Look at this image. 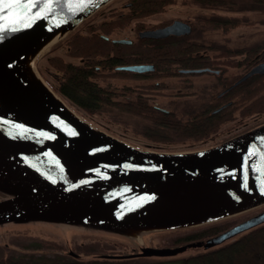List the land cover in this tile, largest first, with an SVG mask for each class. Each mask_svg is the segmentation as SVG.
Masks as SVG:
<instances>
[{
    "label": "water",
    "instance_id": "obj_1",
    "mask_svg": "<svg viewBox=\"0 0 264 264\" xmlns=\"http://www.w3.org/2000/svg\"><path fill=\"white\" fill-rule=\"evenodd\" d=\"M110 1L0 0V166L20 165L16 168L18 173L0 177V191L4 194H0V226L19 223H48L60 229L75 226L117 232L138 243L135 231L143 240V234L148 231L196 226L263 204L264 200L194 223L134 230L115 224L114 219L120 218L117 215L130 212H160V216L170 212V216L193 218L259 199L260 192L264 191V133L232 140L263 127L264 123L214 146L157 151L130 144L86 120L41 75L72 113L45 87L39 86L37 90L23 81L24 72L16 60L27 46L44 45L49 40L46 32L64 24L67 31L39 54L44 55ZM191 31L189 22L175 19L166 26L140 31L139 35L158 38ZM113 40L131 42L127 38ZM36 61L37 58L35 64ZM119 68L143 72L153 69L154 65L132 64ZM255 73H264V62L229 88ZM11 155L25 163L12 161ZM98 212L109 214L107 217L112 220L84 216ZM263 222L264 209L206 239L174 246L143 244L133 253L103 256H173L201 247L207 249ZM70 252L79 255L72 249Z\"/></svg>",
    "mask_w": 264,
    "mask_h": 264
},
{
    "label": "trees",
    "instance_id": "obj_2",
    "mask_svg": "<svg viewBox=\"0 0 264 264\" xmlns=\"http://www.w3.org/2000/svg\"><path fill=\"white\" fill-rule=\"evenodd\" d=\"M128 1L131 3L127 4L124 8L125 11L120 14L109 12H102V14L100 11L99 13L104 18L103 21H96L100 15L95 16L96 11L91 19H85L74 30L55 43L50 51L45 54L48 55V68L53 70L52 74L56 79L55 86L46 81L72 109L94 124L95 122L91 120L90 115H107L115 109L141 116L149 120V123L144 124L137 133L144 136L147 139L146 142L149 143L180 145L187 141L197 144L203 142L201 145L182 149H160L153 144H148V148L158 151L194 150L214 146L264 123L263 118L250 126H245L237 133L232 131L219 139L207 142L208 139H212L213 136L221 133L228 123L233 121L240 123L237 121V116L241 118L264 114V74H255L234 86L228 93L234 98L233 105L214 113L210 112L213 107L199 111L192 105L185 106V117L178 114L174 109H171L170 112L161 111L141 93L135 98L119 99L122 97L120 90L111 85L103 84L101 79L131 76L132 73L115 68L120 64L154 62L157 66L155 72L158 75L167 76L174 75L178 67H202L211 64V62L216 63L214 66L232 63L236 67L244 66V70L245 68L247 70L251 65L248 62L249 57L252 58L251 61L255 58L264 59V44L260 48H247L250 56L244 58L243 55L246 50L236 49L229 55V49L220 45L213 48L216 54L202 55V50L206 49V45L204 41L192 35L166 40L137 37L131 43L114 42L106 39L104 34H109L117 28L131 25L137 31L146 27V23L142 20L144 17L164 11L177 3V0ZM192 1L204 11H211L210 15L198 16V22H203L201 23L202 26L211 29H223L224 31L249 23L244 20L245 15L239 14L240 11L257 10L264 12V0H244L243 5L236 0ZM229 10L239 13L232 15L228 12ZM196 26L199 25L194 23L193 33L197 30ZM61 48L64 50L51 54ZM63 51L65 55L61 54ZM255 54L258 56L255 57ZM232 55H237L235 58L240 55L242 57L231 60ZM96 66H100V68L97 69ZM241 74L242 72L232 76L228 84L233 83ZM133 76L138 75L133 74ZM238 109L241 111L236 114ZM143 148L146 147L143 145ZM0 194L4 195L1 191ZM236 215L202 225L148 231L143 234V239L148 244V241L154 237L160 236L162 239L167 236L169 242L165 245L168 246L206 239L247 218L246 214L239 215V217H235ZM66 228L79 230L104 240H120L123 244L133 247L135 252L140 250L135 239L117 232L75 226ZM99 241L76 243V247H72L71 241L68 239V250L63 254L53 253V255H49L45 252L37 253L36 251L8 255L0 253V264H264V222L219 245L207 249L201 247L173 256L109 258L103 255L108 254V250L113 247L108 242L102 244ZM69 248L79 255H73Z\"/></svg>",
    "mask_w": 264,
    "mask_h": 264
},
{
    "label": "rangeland",
    "instance_id": "obj_3",
    "mask_svg": "<svg viewBox=\"0 0 264 264\" xmlns=\"http://www.w3.org/2000/svg\"><path fill=\"white\" fill-rule=\"evenodd\" d=\"M128 0H112L105 4L103 7L99 8L95 13V16L100 13H113L120 14L125 11L126 2ZM240 1L241 5H243L244 0H236ZM101 11V12H100ZM100 12V13H99ZM230 14L235 15L238 14V11H228ZM102 13V14H103ZM210 10H203L198 7L192 0H177L175 5L169 6L166 10L157 12L153 15L144 17L142 20L146 23V25H156L160 23H165L167 21H172L174 19H189L192 23H196L199 26L195 33L192 34L193 37L199 39L201 38L205 43L215 44V45H225L232 49H241L244 47H252L254 45L264 44V12L257 10H243L240 11V15L244 16V20L248 21L244 25L233 28L230 31H223L222 29H208L209 27H205V31L202 35H200V29L203 27L201 23L198 22V16L210 15ZM100 14L96 21H102L104 18L103 15ZM94 15V14H93ZM94 17V16H93ZM88 18H92L89 16ZM113 18V17H112ZM109 19V17H108ZM113 38H132L134 40L137 39V31L132 28L131 25L125 26L123 28H117L110 35ZM64 50L63 48L53 51V53L61 52ZM208 52H214L212 54H216L215 51L209 50ZM63 55L64 51L61 53ZM237 55H232L231 60L240 59L241 55L235 58ZM48 55H39L36 61V68L40 75L43 76L45 80H47L51 85L55 86L56 79L52 74L53 70L48 68ZM219 65V64H217ZM219 65L220 67H224L225 77L230 81L232 76L244 73V66L242 67H227L225 64ZM188 77V82H192L189 87L182 82L184 77ZM203 76V77H202ZM240 77V76H239ZM214 78L212 74L210 75H177L176 77L167 78L165 82L169 85V88H158L155 85V82L158 79H140L135 81L130 78H122V77H107L101 79L103 84L111 85L112 87L119 88L120 91H125L126 86H138L140 87L141 92L150 93L151 101L153 100L156 104L164 107H169L170 109H174L181 116L185 117L184 110L185 106L192 105L195 108L200 105L201 99L198 95L199 86L202 81H211ZM236 80V79H235ZM186 85V86H185ZM136 94V93H135ZM149 94V95H150ZM124 96L119 99H123ZM150 101V102H151ZM179 104V105H178ZM186 111V110H185ZM241 109L236 111L238 114ZM91 120L95 122V125L100 129L107 131L108 133L130 143L138 147H142L143 145L148 148V144H153L160 149H182V148H190V146L201 145V143H194L192 141H187L184 144L176 145V144H161V143H149L146 142L147 139L141 134L137 133L142 129L144 124H148L149 120L142 118L138 115H133L128 112H123L118 109H115L110 114H95L89 116ZM237 121L239 122H230L226 126H224V130L213 136V138L208 139L207 142L219 139L222 136L230 134L232 131L237 133V131L241 130L245 126H250L256 123L258 120L264 118V114L261 115H249L245 117L237 116ZM150 149V148H148ZM155 150V149H152ZM158 151V150H157ZM175 151H184V150H175ZM261 205V206H260ZM258 207L256 206L254 209L248 210L246 212L240 213L239 215L246 214V217L251 216L261 208L264 207V203L260 204ZM236 215L235 217H239ZM245 219V218H244ZM243 220V219H242ZM241 221V220H240ZM205 224V223H204ZM202 225V224H201ZM56 226V225H55ZM54 225L48 223H19V224H7L6 226H0V253L8 254H18L22 252H30L36 251L37 253H48L49 255H53V253H61L63 254L68 250L67 240L70 239L72 247H76V243L81 244L83 242L92 241V240H100L99 242L104 244V242H108L113 248L108 250L109 253H122L129 254L135 252L134 248L129 247L126 244H123L122 241L116 239H107L104 240L99 237L91 236L89 234H85L82 231L55 227ZM69 230V231H68ZM65 232H68L66 235ZM135 235L139 238L137 246L140 245H151V246H168L165 245L169 242V238L160 236L154 237L148 241V244L145 243L144 239L139 235V232L135 231ZM71 248H69L70 250ZM73 250V249H72ZM135 262V261H134Z\"/></svg>",
    "mask_w": 264,
    "mask_h": 264
},
{
    "label": "flooded vegetation",
    "instance_id": "obj_4",
    "mask_svg": "<svg viewBox=\"0 0 264 264\" xmlns=\"http://www.w3.org/2000/svg\"><path fill=\"white\" fill-rule=\"evenodd\" d=\"M130 3H131V1H127L126 2V4H130ZM182 20L187 21V22H189L191 24V26H192L191 33H189V34H170L168 36L158 37V38H155V37H141L139 35L140 31H144V30H147V29H155V28H158V27L166 26V25L170 24L173 21L172 20V21H169V22H166V23H163V24L147 25L146 27L137 30V35H138L139 38H147V39H152V40H166V39H170V38H173V37L191 36L193 31H194V23H192L189 19H182ZM208 29H210V28H208ZM204 31H205V29H204V26H203L200 29V32H199L200 35H202ZM113 32H114V30L111 33H109V34H104L105 38L106 39H110L112 41H114L113 39H118V38H113V37L110 36ZM127 39H130L131 42L134 40V39H132L130 37L129 38L127 37ZM199 40H202V39L199 38ZM131 42H127V43H131ZM123 43H126V42H123ZM204 43H205V41H204ZM205 45H206V49L202 50V55H205V54H208V53H210V54L214 53V52H208V51L209 50L214 51L213 48L216 47L217 45L208 44V43H205ZM262 45L263 44L254 45L252 47L241 48V49L246 50L244 55H243L244 58L245 57L248 58L250 56L249 51L247 50V48L248 49L249 48H254V47L255 48H260ZM220 46H225V45H220ZM227 48L229 49V51H228L229 55L232 54L230 52H233L234 50H236V49H232L230 47H227ZM246 54H247V56H246ZM257 56H258V54H255V57H257ZM251 59L252 58L249 57V60H248V62H250L251 65L247 68V70L244 73H242L240 75V77L242 75H244L246 72H248L250 69H252L254 66L258 65L259 63L264 62V59L255 58L257 60L254 59L253 61H251ZM132 64H153L154 68L146 70V71H143V72H138V71H133V70L119 68L120 66L132 65ZM214 64H216V63L211 62V64L209 63V64H206V65H204L202 67H188V68L187 67H178L177 71L175 72L174 75H167V76L166 75H163V76L162 75H158L155 72L157 66H156V64L154 62H134V63H127V64H120V65L115 66V68L119 69V70H123V71H128V72L132 73L131 76L122 77V78H130V79H133L135 81H138L140 79H158V81L155 82L156 87H158V88L160 87V88H164V89L167 88V87L169 88V85L165 82V79H167V78L176 77L177 75L184 76V75H188V74H190V75H195V74L196 75L197 74H199V75H210V74H212V76H214V78L211 81L210 80L209 81H202L201 85L199 86L198 95H199V97L201 99V103H200V105H198L196 107H198L199 111L206 110L207 108H210V107L212 108L213 107L212 109H210V112L214 113V112L223 111L227 107H230V106L233 105L234 98H232L228 93L233 88V87L232 88H229V87L235 81H237V79H236L233 83L228 84V79L225 77V72H226L225 68L217 66V65L214 66ZM226 66L228 68L229 67H234V65L232 63L228 64ZM96 67H97V69L100 68V66H96ZM199 68H202L203 70L202 71H187L186 70V69H199ZM133 74H136L138 76H133ZM255 74H264V73H255ZM255 74H253V75H255ZM253 75H251V76H253ZM187 80H188V77L186 76V77L183 78L182 82L189 87V85L191 86L192 82H188ZM139 90H141V89L138 86H135V87L134 86L133 87L132 86H126L125 87V91H120V92L122 93V96H124V98H126V99L135 98L138 94L141 93L144 96H146L149 99V101H151L152 94H150V93L146 94V93L141 92ZM150 103L153 106H155L157 109L161 110V111H165V112H170L171 111V109L169 107L160 106V105L156 104V102H154L153 100ZM184 112H185V110H184ZM258 115H261V114H258ZM240 123H242V122L240 121Z\"/></svg>",
    "mask_w": 264,
    "mask_h": 264
},
{
    "label": "bare ground",
    "instance_id": "obj_5",
    "mask_svg": "<svg viewBox=\"0 0 264 264\" xmlns=\"http://www.w3.org/2000/svg\"><path fill=\"white\" fill-rule=\"evenodd\" d=\"M67 27L64 24H60L54 29L48 30L46 34L48 35L49 40L42 46H27L18 56L16 62L20 65L22 68L24 75H23V81L25 83L33 85L36 89L39 86H43L46 88V90L65 108H67L71 113L72 111L67 107V105L61 100V98L47 85V83L44 81V79L40 76L36 66H35V59L37 56L45 51L51 43L62 37L65 32L67 31ZM38 90V89H37ZM264 133V126L260 127L259 129H256L252 132H249L245 135H242L234 140V141H240L243 139H247L250 137L258 136L260 134ZM4 156L7 158V153H4ZM12 161H16L19 164H23V160L17 159L14 155L9 156ZM20 166V165H18ZM18 166L13 167H6L4 165L0 166V177L2 176H7V175H12L15 173H18V169H16ZM260 198L253 201L252 203L248 204H242V206H238L235 208H230L225 211H217L213 213H209L206 215H200L198 217H193V218H182L181 216H170L172 215L170 212H167L165 215L160 216V212H146L142 213L141 212H130V213H125L124 216L117 215V217L120 218H115L114 222L115 224H118L120 226L128 227L131 230H134L136 228H152V227H160V226H167L171 224H178V223H194L196 221H203V220H208L216 217H220L235 211H238L240 209H245L251 205H254L256 203H259L264 200V191L260 192ZM133 213V214H132ZM91 218H96V219H103V220H112L111 218H108L107 216L109 214H100L98 213H91V214H86L84 216H88ZM151 216H156L154 218H149Z\"/></svg>",
    "mask_w": 264,
    "mask_h": 264
},
{
    "label": "snow or ice",
    "instance_id": "obj_6",
    "mask_svg": "<svg viewBox=\"0 0 264 264\" xmlns=\"http://www.w3.org/2000/svg\"><path fill=\"white\" fill-rule=\"evenodd\" d=\"M9 6H11V5H9ZM26 7V6H25Z\"/></svg>",
    "mask_w": 264,
    "mask_h": 264
}]
</instances>
